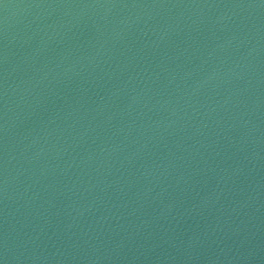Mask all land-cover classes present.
I'll return each mask as SVG.
<instances>
[{
	"label": "water",
	"instance_id": "1",
	"mask_svg": "<svg viewBox=\"0 0 264 264\" xmlns=\"http://www.w3.org/2000/svg\"><path fill=\"white\" fill-rule=\"evenodd\" d=\"M0 264H264V0H0Z\"/></svg>",
	"mask_w": 264,
	"mask_h": 264
}]
</instances>
